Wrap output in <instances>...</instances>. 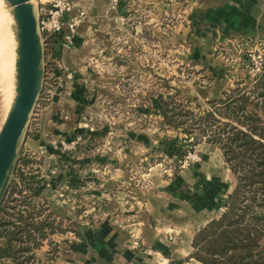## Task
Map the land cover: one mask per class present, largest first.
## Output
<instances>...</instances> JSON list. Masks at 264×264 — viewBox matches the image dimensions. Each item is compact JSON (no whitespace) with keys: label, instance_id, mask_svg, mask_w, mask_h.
I'll return each mask as SVG.
<instances>
[{"label":"crops","instance_id":"obj_1","mask_svg":"<svg viewBox=\"0 0 264 264\" xmlns=\"http://www.w3.org/2000/svg\"><path fill=\"white\" fill-rule=\"evenodd\" d=\"M69 1L77 8L64 16L62 31L70 35L71 18L79 19L77 51L60 59L77 81L68 82L60 102L66 119L79 108L83 137L44 193L72 186L85 209L91 208L85 217L92 224L82 223L74 237L61 225L70 224L72 216L60 212L53 200L55 229L30 254L39 264H203L194 257L195 237L228 206L238 180L221 148L205 140L197 145L201 161L177 168L186 135L165 125L163 105L184 101L204 116L208 104L224 99L245 80L229 58H239L244 67L245 52L264 41V0ZM176 16L170 27L167 20ZM64 40L56 37V47ZM167 41L178 68L176 87L151 92L150 78L165 76L164 69L151 73L150 64H160ZM152 52L156 59L148 58ZM103 79L109 81L97 85ZM130 80L138 83L128 87ZM108 91L120 102L110 116L97 103L99 94ZM126 94L141 101L125 103ZM87 133H94L93 149ZM5 242L0 237L1 247ZM16 263L0 254V264Z\"/></svg>","mask_w":264,"mask_h":264},{"label":"rangeland","instance_id":"obj_2","mask_svg":"<svg viewBox=\"0 0 264 264\" xmlns=\"http://www.w3.org/2000/svg\"><path fill=\"white\" fill-rule=\"evenodd\" d=\"M59 1L60 0H55L54 2L56 4V2ZM63 1L69 2L74 9L77 8V6L73 2H70L69 0H63ZM33 5L35 9V14L39 19L41 18L42 8L47 9V12L50 11L51 8H53L52 0H33ZM175 21H177V16L172 18L170 17L169 20H167V23L169 24L170 27H172L177 23ZM62 29L54 34H49L40 31L42 44H43V51H44L43 66L45 73L43 79V88L33 108L29 122L27 123V126L24 130L18 152L16 154L12 168L9 172L3 192L0 196V218L3 216L9 219L10 222L21 224L22 221L18 219V211H21L23 214L26 213L28 215L31 214L32 218L35 220L34 222L46 218L48 222H50L52 219L55 221V217L58 215H56L55 212L52 210L51 201L54 200V204H56L60 212L61 210L68 211L70 213V216H72L73 218V219L71 218L70 224L62 223L61 224L62 227H64L65 230L67 229V231L69 232L76 233V231H78V227L82 226V223L84 222L86 223V221L88 220V217H85V214L87 211L91 210V208L87 207V209H85L83 202L79 200L80 197L77 195L78 194L77 191H74L72 186L69 187L66 185L67 188L65 190L66 202L64 203V207H60L59 205L58 201L62 202L63 199H60L58 197V192L55 191V193L54 192L44 193L47 191L48 188L51 187L54 179L55 180L58 179V175H57L59 173L58 171L61 168L67 166V161H68L67 154H69V152L74 153L75 151L79 150L78 147L76 146L80 139L77 138H81V136L83 137V135H81L79 131V127L77 126L78 119L80 117L79 108L78 107L74 108L71 111V114L72 113L73 114L72 116L70 114L71 116L70 119H66L68 115L63 114V112L61 111L62 103L60 102L61 101L60 98L66 96L65 94L68 88V82L77 81L76 75L72 74L73 72L69 70L66 63L62 59H60V58H71V54H76L77 51L76 50L77 43L75 41L76 27L73 30H71L72 35L71 34L69 35V33L64 34ZM170 32H171L170 30L166 32V35H171ZM58 36L65 39L63 41L62 47L59 48L56 47L54 41ZM257 42L264 43V41H257ZM0 46L4 48L10 47L11 51H13L14 52L13 54L15 55L16 47H17L16 37H15V23L6 0H0ZM173 49L174 48L172 46V43H169L167 41L166 50L164 54L161 56L162 61L160 62V64L154 62L150 64L151 73L160 72V74H162L161 70L164 69L163 74L165 76L164 79L150 78L149 90H151V92L152 91L155 92L157 90H162V89H165L168 92H172L173 89L176 87L175 83H177V81L174 80V73L176 70H178V68H177V64L174 63L175 59L173 57ZM93 55H91L88 58H94ZM74 58H77V56L74 55ZM148 58L156 59L157 58L156 53L152 52L151 54L148 55ZM237 59L239 58H229L230 60L229 63L232 64L234 63V65L236 64V68H235L236 72L238 73L239 76L240 74H242L243 77H245V80L239 83L235 89L239 88V89H243L246 92H252L254 90L256 81H253V79L249 77V68L247 66L248 65L247 59L244 67L239 66V64L237 63ZM159 65L161 67L160 70L158 69ZM108 81L109 80H105V79L99 80L97 85H104ZM15 83H16L15 77L12 75V73L10 75L8 68V79L6 81V84L3 86V84H1L0 82L1 85L0 131L3 124L6 121V118L9 114V111L11 109V106L15 98V88H14ZM135 83H138V80H130L128 82V87ZM144 85H146V81H144ZM95 93L96 92H94L92 96ZM116 98L117 96L110 93L109 91L105 92L103 95L99 94L97 103H101V105L107 107L106 108L107 111L104 112V114L109 116L115 115L117 111L116 108L118 107V105H120V102ZM125 101H126L125 103L132 105L139 103L141 101V98L136 95L128 96L126 94ZM212 103L208 104L207 107L210 108L209 110L214 113L215 107L212 105ZM54 105L58 106L57 107L58 110L56 108H54L55 110H53ZM169 105L173 107L177 106V108H181L187 111L188 114L185 115L183 118L186 117L187 119H193L194 120L193 124H196L187 127L188 130V132H186L187 134L181 128H173V129H181L183 131V133L186 135L187 144L186 143L185 144L187 146L192 147L197 152V145L201 141L205 140L207 142L218 145L223 151L219 143L213 142V140L211 139L213 138L214 135L213 132H216L220 125L217 127H206V125L201 124V123H205V121L200 120L201 116L197 111H190L189 105L184 101L178 102L172 99L171 102H169ZM99 113L102 112L99 111ZM190 114L193 115L192 116L193 118L190 117ZM97 116L99 119L102 120V118L99 115ZM215 116L216 119L219 120L221 123L231 121L230 119L219 116L217 114H215ZM198 124L201 125L198 126ZM152 125H154L153 122H151L150 127H152ZM67 132L68 134L65 135V133ZM87 134L88 135H86V140L89 142L92 140L90 137H92L94 133H87ZM217 135L225 136L226 131H223L221 129L217 131ZM67 136H70L71 140L74 141L73 142L68 141ZM90 143H91L90 144L91 146L89 147L90 149H93L94 146L97 145V143L94 141H91ZM104 143L107 144V141ZM79 144L83 145L82 142H80ZM107 145H109V143ZM187 151H190V149H186V151L183 154V158L181 159V162L177 164L179 166L177 168L179 169L184 168L182 166V163L184 162L185 156L188 153ZM232 171L234 172L238 180V173H236L234 170ZM68 198H70L71 200L69 201ZM78 205L81 206L80 209L77 208ZM225 212L223 213L220 212V215L218 217H215L213 220H217L221 218ZM91 224L92 223L90 222L86 223L87 226ZM48 228L49 226L45 225L44 231L46 230L45 232H51V230H49ZM33 230H34L33 232L39 235V233L34 228ZM38 238H40V235ZM41 239L42 238H40V240ZM30 244H32L31 241H29V245ZM263 246H264V241H263ZM35 263L36 264L38 263L36 258H35Z\"/></svg>","mask_w":264,"mask_h":264},{"label":"trees","instance_id":"obj_3","mask_svg":"<svg viewBox=\"0 0 264 264\" xmlns=\"http://www.w3.org/2000/svg\"><path fill=\"white\" fill-rule=\"evenodd\" d=\"M212 105L215 112L201 116L200 120L205 121L201 124L220 125L217 131H226L225 136L213 132L211 139L219 143L232 170L238 173V184L229 197L227 211L196 235L194 257L203 264H264V71L252 92L237 88ZM187 114L164 102L162 115L167 127L188 132L187 127L196 124L193 119L183 118ZM215 114L231 121L221 123ZM18 219L21 224L0 218V237L6 240L0 254L16 264H36L30 252L45 236L44 226L53 230L55 221L46 218L34 222L31 214L21 211Z\"/></svg>","mask_w":264,"mask_h":264},{"label":"water","instance_id":"obj_4","mask_svg":"<svg viewBox=\"0 0 264 264\" xmlns=\"http://www.w3.org/2000/svg\"><path fill=\"white\" fill-rule=\"evenodd\" d=\"M17 42L15 98L0 131V196L18 152L24 130L42 92L43 44L33 0H6Z\"/></svg>","mask_w":264,"mask_h":264},{"label":"built area","instance_id":"obj_5","mask_svg":"<svg viewBox=\"0 0 264 264\" xmlns=\"http://www.w3.org/2000/svg\"><path fill=\"white\" fill-rule=\"evenodd\" d=\"M55 0H52L53 8H51L50 11L47 12V9L42 8L41 9V18L39 19V29L40 31L54 34L59 32L63 26L65 25L64 16L66 14H71L73 11V7L69 2H65L63 0H60L59 2H54ZM78 23L77 17H72L70 21V27L73 29L76 27ZM253 47V48H252ZM247 56V63L249 68V77L253 79V81H256L258 77L263 73L264 71V43L256 42L251 46L249 50L246 52ZM71 149V148H68ZM186 149H190V151H187L188 153L185 156L184 162L182 163V166L185 167L189 165L190 163H198L201 161V158L197 154L196 150L193 149L190 146H187ZM192 151V152H191ZM66 186L62 187V190L57 191L58 197L60 199H63V201H58L60 207H64L65 200V190ZM69 201L71 200L68 198ZM78 209L81 208L80 205L77 206ZM227 209V206L224 205L220 208V212H225ZM74 237L75 233L70 232ZM73 237V238H74Z\"/></svg>","mask_w":264,"mask_h":264},{"label":"bare ground","instance_id":"obj_6","mask_svg":"<svg viewBox=\"0 0 264 264\" xmlns=\"http://www.w3.org/2000/svg\"><path fill=\"white\" fill-rule=\"evenodd\" d=\"M13 53L14 52L11 51V48L10 47L4 48V47H1L0 46V82H1V84H3V86L6 84V81L8 79V68H9L10 75L12 73V75L15 77L16 53H15V55ZM0 87H1V85H0Z\"/></svg>","mask_w":264,"mask_h":264}]
</instances>
